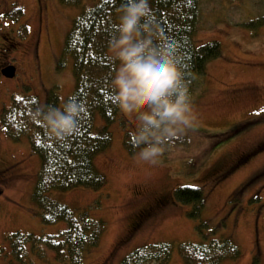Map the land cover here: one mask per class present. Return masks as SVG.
Wrapping results in <instances>:
<instances>
[{"label":"rangeland","instance_id":"rangeland-1","mask_svg":"<svg viewBox=\"0 0 264 264\" xmlns=\"http://www.w3.org/2000/svg\"><path fill=\"white\" fill-rule=\"evenodd\" d=\"M96 1L101 0L72 8L59 0H0V33L14 40L13 48L0 38V64L17 69L15 79H0V117L25 96L37 97L42 107L52 90L61 106L72 96V61L66 58L58 69L64 41L75 19ZM20 9L23 17L14 18ZM263 17L264 0H201L198 43L217 41L223 54L207 66L204 77L195 78L194 128L151 163L125 148V135L136 130L137 117L124 114L128 126H111L112 146L94 162L107 179L105 189L50 194L106 225L99 247L84 264H120L133 251L156 243L200 242L199 221L174 199L182 187L204 191L205 232L210 236L217 230L215 235L230 237L239 247L241 258L223 264H264ZM40 167L28 138H10L0 118V264H23L12 253L14 234L53 237L66 231L64 223L44 226L37 214L33 196ZM147 210H153L151 216L139 218ZM26 247L25 264L54 262L48 249L43 247L40 259L32 244ZM170 264H183L177 250Z\"/></svg>","mask_w":264,"mask_h":264},{"label":"trees","instance_id":"trees-1","mask_svg":"<svg viewBox=\"0 0 264 264\" xmlns=\"http://www.w3.org/2000/svg\"><path fill=\"white\" fill-rule=\"evenodd\" d=\"M59 1L72 8L84 7L85 3V0ZM122 3L124 0H101L85 9L73 22L64 41L58 69L64 66L66 58L72 61L75 88L71 97L82 106V118L75 134L57 139L36 116L40 108L61 107L55 90L51 91L45 107L37 97L25 96L15 100L12 107L1 114V124L7 135L17 142L26 136L31 152L40 159L33 200L42 224L66 225V231L60 236L14 234L12 253L20 263L25 264L26 245L32 244L40 259H44L43 247L52 252L54 262L51 264H84L85 256L97 249L104 237L106 225L103 221L92 219L87 211L75 212L59 204L50 199V194L76 189L100 191L107 186L106 177L95 167V159L112 146L111 126L117 122L128 126L124 113L114 103L111 81L118 70V61L109 55ZM149 6V22L158 26L159 38L176 53L177 63L189 82L193 102L195 78L204 77L207 66L220 60L223 54L217 41L198 43L201 0H149ZM22 15L20 9L12 16L20 18ZM259 22L262 25L264 17ZM125 136V148L131 154L138 153L139 149L132 143L133 135L127 133ZM174 199L189 207V218L199 221L201 241L178 247L172 243L148 245L130 253L120 264H170L175 250L183 264H223L241 258L239 247L230 237H218L214 234L217 230L210 236L205 232L207 225L201 217L206 196L201 188H179Z\"/></svg>","mask_w":264,"mask_h":264},{"label":"clouds","instance_id":"clouds-1","mask_svg":"<svg viewBox=\"0 0 264 264\" xmlns=\"http://www.w3.org/2000/svg\"><path fill=\"white\" fill-rule=\"evenodd\" d=\"M118 12L110 41L118 61L111 81L114 103L122 113L137 117L133 146L141 159L155 163L175 139L195 126L189 82L176 53L159 38L158 26L149 22V0H124ZM36 116L53 137L66 139L78 130L82 106L71 97L61 107L40 108Z\"/></svg>","mask_w":264,"mask_h":264},{"label":"flooded vegetation","instance_id":"flooded-vegetation-1","mask_svg":"<svg viewBox=\"0 0 264 264\" xmlns=\"http://www.w3.org/2000/svg\"><path fill=\"white\" fill-rule=\"evenodd\" d=\"M0 35H1L0 38H1L2 40H4V42L9 43L10 46H12V47L14 48V46L11 44V42L14 41L13 39H10V40H9V38L4 37L1 33H0ZM6 35H7V36H10L9 34H6ZM4 46H5V45H4ZM0 50H1V49H0ZM0 53H1V52H0ZM2 55H4V54H2ZM10 67H12V65L5 66V65H3V64H0V79H1V80H7V78L3 75V72H4L6 69L10 68ZM8 80H9V79H8ZM11 80H13V79H11ZM2 174H4V173H2ZM152 212H153V210H147V211L143 212L139 218H142V219L148 218L149 216H151Z\"/></svg>","mask_w":264,"mask_h":264},{"label":"water","instance_id":"water-1","mask_svg":"<svg viewBox=\"0 0 264 264\" xmlns=\"http://www.w3.org/2000/svg\"><path fill=\"white\" fill-rule=\"evenodd\" d=\"M3 75L8 79H14L16 76V68L10 67L3 72Z\"/></svg>","mask_w":264,"mask_h":264}]
</instances>
